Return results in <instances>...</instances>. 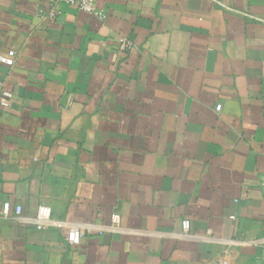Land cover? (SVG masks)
<instances>
[{"label":"crops","instance_id":"0c3cea01","mask_svg":"<svg viewBox=\"0 0 264 264\" xmlns=\"http://www.w3.org/2000/svg\"><path fill=\"white\" fill-rule=\"evenodd\" d=\"M96 3L0 0V264H264V0Z\"/></svg>","mask_w":264,"mask_h":264},{"label":"built area","instance_id":"2783aa9c","mask_svg":"<svg viewBox=\"0 0 264 264\" xmlns=\"http://www.w3.org/2000/svg\"><path fill=\"white\" fill-rule=\"evenodd\" d=\"M50 7L49 17L51 19L57 18L60 13L55 9L57 3L73 6L79 11L88 14L94 18L102 19L103 12L98 7L96 0H44ZM16 53L13 50L8 51L6 54H0V64L7 67H13L16 62ZM6 106V103H3ZM2 212L5 216L13 215L18 222H31L35 225L37 230L62 225L61 222L53 219L52 210L48 206H40L34 218H25L23 216V208L20 205L12 206L10 203L3 204ZM119 217H113V223H118ZM191 229L189 220H184L181 224L182 233L186 234ZM67 241L72 245H79L83 236V228L80 226H67ZM264 245V239L259 242Z\"/></svg>","mask_w":264,"mask_h":264}]
</instances>
